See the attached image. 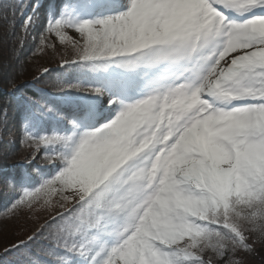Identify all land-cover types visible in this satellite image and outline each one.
<instances>
[{
	"label": "snow or ice",
	"instance_id": "1",
	"mask_svg": "<svg viewBox=\"0 0 264 264\" xmlns=\"http://www.w3.org/2000/svg\"><path fill=\"white\" fill-rule=\"evenodd\" d=\"M97 9L118 10L81 14ZM49 35L79 73L58 91L85 99L41 131L54 110L23 98L25 164L51 174L12 207L62 210L5 251L44 237L53 264H241L264 238V0H90Z\"/></svg>",
	"mask_w": 264,
	"mask_h": 264
},
{
	"label": "trees",
	"instance_id": "2",
	"mask_svg": "<svg viewBox=\"0 0 264 264\" xmlns=\"http://www.w3.org/2000/svg\"><path fill=\"white\" fill-rule=\"evenodd\" d=\"M88 2L90 0H0V264H28L32 259L39 264L54 262V257L48 255V242L44 237L30 243L26 249L5 251L27 240L62 210L57 196L48 203L40 200L31 207H12L24 188L39 187L51 174L40 171L45 168L40 161L37 162L40 169L25 164L24 158L31 150L22 143L27 114L22 101L24 97H33L54 110L47 113L46 119L42 118L46 127L41 131L50 129L56 121V112L68 113L83 103L85 94L57 89L58 83L77 82L76 70L61 67L62 58L71 56L72 49L61 44L55 35H49L41 47L40 36L50 16L58 17L65 6ZM107 11L112 9L81 14L91 16ZM30 16L33 25L25 31L22 26ZM69 34L77 36L74 32ZM49 43L54 48L48 47ZM44 69L49 71L44 72ZM15 88L20 90L15 92ZM34 107L45 110L40 105ZM253 238L262 241L259 235Z\"/></svg>",
	"mask_w": 264,
	"mask_h": 264
},
{
	"label": "rangeland",
	"instance_id": "3",
	"mask_svg": "<svg viewBox=\"0 0 264 264\" xmlns=\"http://www.w3.org/2000/svg\"><path fill=\"white\" fill-rule=\"evenodd\" d=\"M115 11V9H112ZM252 251L251 252H240L235 260H239L241 264H264V238L260 239L251 238ZM218 264H224L221 260Z\"/></svg>",
	"mask_w": 264,
	"mask_h": 264
}]
</instances>
